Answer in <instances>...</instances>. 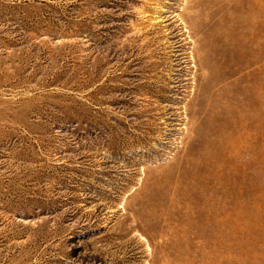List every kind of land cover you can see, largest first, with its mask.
<instances>
[{"label": "rangeland", "instance_id": "obj_1", "mask_svg": "<svg viewBox=\"0 0 264 264\" xmlns=\"http://www.w3.org/2000/svg\"><path fill=\"white\" fill-rule=\"evenodd\" d=\"M0 264H264V0H0Z\"/></svg>", "mask_w": 264, "mask_h": 264}]
</instances>
